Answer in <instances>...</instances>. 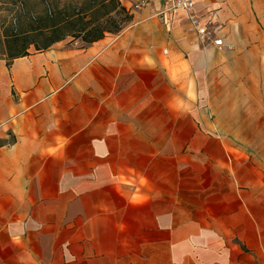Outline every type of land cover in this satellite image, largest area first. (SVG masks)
I'll list each match as a JSON object with an SVG mask.
<instances>
[{
	"label": "crops",
	"instance_id": "obj_1",
	"mask_svg": "<svg viewBox=\"0 0 264 264\" xmlns=\"http://www.w3.org/2000/svg\"><path fill=\"white\" fill-rule=\"evenodd\" d=\"M119 1L116 34L0 58V264H264V166L189 20L240 51L252 0Z\"/></svg>",
	"mask_w": 264,
	"mask_h": 264
},
{
	"label": "rangeland",
	"instance_id": "obj_2",
	"mask_svg": "<svg viewBox=\"0 0 264 264\" xmlns=\"http://www.w3.org/2000/svg\"><path fill=\"white\" fill-rule=\"evenodd\" d=\"M27 11L40 14L45 5L42 0H21ZM62 6L71 0H55ZM16 0H0V58L10 60L14 54L6 36L13 34L8 20L17 12ZM19 5V4H18ZM255 29L249 31L240 51L234 48H216L211 43L204 47L214 48L222 53L224 64L218 61L216 74L218 92L223 94L217 105L223 112L217 118L222 124L232 128V137L248 144L250 156H254L264 166V0H252ZM40 26L33 20L21 18L18 32ZM22 36V35H21ZM220 35V28L217 31ZM26 41L35 42L27 50L35 51L45 44L42 36H26ZM19 42L17 47H21ZM221 58H218L220 60ZM232 99V100H231ZM228 104L232 115H228Z\"/></svg>",
	"mask_w": 264,
	"mask_h": 264
},
{
	"label": "trees",
	"instance_id": "obj_3",
	"mask_svg": "<svg viewBox=\"0 0 264 264\" xmlns=\"http://www.w3.org/2000/svg\"><path fill=\"white\" fill-rule=\"evenodd\" d=\"M42 2L45 5L38 14L27 11L24 2L16 0L17 12L8 20L13 34L5 37L8 42L6 49L9 45L14 46L10 60L28 54L27 48L35 42L26 41V36L44 37L45 44L36 48L44 50L67 37L80 38L86 43L96 41L106 33H118L130 21L128 11L119 0H71L62 6L55 0ZM21 18L33 20L40 26L18 32ZM19 42H23L21 47H17Z\"/></svg>",
	"mask_w": 264,
	"mask_h": 264
},
{
	"label": "built area",
	"instance_id": "obj_4",
	"mask_svg": "<svg viewBox=\"0 0 264 264\" xmlns=\"http://www.w3.org/2000/svg\"><path fill=\"white\" fill-rule=\"evenodd\" d=\"M170 9H179L190 12L194 6L195 0H167ZM191 25L195 28L197 37L202 43H211L216 48H223L224 44L221 38L217 36L219 27L213 22H208L207 25L199 27L193 15H189Z\"/></svg>",
	"mask_w": 264,
	"mask_h": 264
}]
</instances>
